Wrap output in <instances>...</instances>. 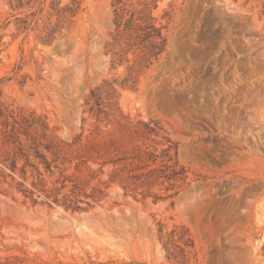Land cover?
I'll return each mask as SVG.
<instances>
[{
	"label": "rangeland",
	"instance_id": "1",
	"mask_svg": "<svg viewBox=\"0 0 264 264\" xmlns=\"http://www.w3.org/2000/svg\"><path fill=\"white\" fill-rule=\"evenodd\" d=\"M0 264H264V0H0Z\"/></svg>",
	"mask_w": 264,
	"mask_h": 264
},
{
	"label": "trees",
	"instance_id": "2",
	"mask_svg": "<svg viewBox=\"0 0 264 264\" xmlns=\"http://www.w3.org/2000/svg\"><path fill=\"white\" fill-rule=\"evenodd\" d=\"M124 0H117V4H122ZM145 9V8H144ZM143 14V12L141 13ZM149 15V14H148ZM134 17V15H133ZM121 20H123V17H121ZM140 21V23L135 22L134 18L130 21V26L128 27V31H132L137 29L135 32L138 35V31L142 32L141 35L137 36V41L141 40L140 43H145L148 44V46L151 47V51L154 56H158L161 53H163L166 49L167 46V37L163 33V28H158L153 22V18L151 16H146L142 15L139 19L136 21ZM100 90L98 88L96 91ZM96 91L92 92V95L96 99V105L101 106V95H97ZM28 118L21 119L26 121ZM18 120L15 119L14 124L15 125H21L22 123ZM15 125L13 126L12 133L13 134H8L7 131L3 132L4 133V139L5 141L3 142L4 146H8L10 144L16 145L19 143L20 147L18 148L20 151L23 149V144L21 143L19 137L14 139V132L16 130ZM137 126H134V133L135 134H143V135H156L160 136V131H162V128L159 127V125L156 123L155 125H151L148 123L140 122L139 124H136ZM143 127V128H142ZM13 138V139H12ZM164 142L161 144L165 146V148L162 151V157L163 162L160 168H153L152 170L147 171L146 173L141 174L140 176H133L134 178H143L146 177L148 180L147 183H150V180L155 179H161V178H166L168 181H175V182H183L184 184L187 183L188 180V175H187V169L182 166L178 160L175 158L177 155V146L168 138V137H163ZM43 146V144H41ZM45 148L50 150V147L45 145ZM138 154H135L132 158V160H137L140 161L142 164L147 162L141 169H148L151 167V164L156 165L158 162V158L160 157L159 155L155 154V152H150V151H142L141 149H137ZM174 151V156L172 155ZM46 165L49 168L48 161H46ZM12 170L14 171L16 169V162L13 160L12 165H11ZM159 172V173H158ZM130 185V184H129ZM128 187V186H127ZM175 187V185H174ZM67 208H70L67 207ZM185 237L182 235L181 241H183L185 244H187L186 240H184ZM189 241V239H188ZM183 252H185L184 248H181Z\"/></svg>",
	"mask_w": 264,
	"mask_h": 264
}]
</instances>
